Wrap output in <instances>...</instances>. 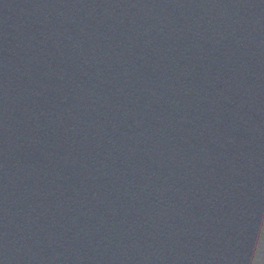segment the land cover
Masks as SVG:
<instances>
[{
  "label": "water",
  "instance_id": "95a60500",
  "mask_svg": "<svg viewBox=\"0 0 264 264\" xmlns=\"http://www.w3.org/2000/svg\"><path fill=\"white\" fill-rule=\"evenodd\" d=\"M143 120L264 258V0H62Z\"/></svg>",
  "mask_w": 264,
  "mask_h": 264
}]
</instances>
